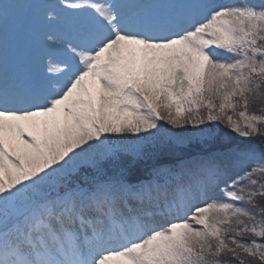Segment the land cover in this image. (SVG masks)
<instances>
[{"label": "snow or ice", "instance_id": "obj_1", "mask_svg": "<svg viewBox=\"0 0 264 264\" xmlns=\"http://www.w3.org/2000/svg\"><path fill=\"white\" fill-rule=\"evenodd\" d=\"M0 264H264V0H0Z\"/></svg>", "mask_w": 264, "mask_h": 264}, {"label": "rangeland", "instance_id": "obj_2", "mask_svg": "<svg viewBox=\"0 0 264 264\" xmlns=\"http://www.w3.org/2000/svg\"><path fill=\"white\" fill-rule=\"evenodd\" d=\"M218 126L221 127V126H223V125H218ZM110 138H111V139H120L119 136H115V135L111 136Z\"/></svg>", "mask_w": 264, "mask_h": 264}, {"label": "trees", "instance_id": "obj_3", "mask_svg": "<svg viewBox=\"0 0 264 264\" xmlns=\"http://www.w3.org/2000/svg\"><path fill=\"white\" fill-rule=\"evenodd\" d=\"M220 129H222V130H226V132L229 133V130H228L227 128H225L224 126H221Z\"/></svg>", "mask_w": 264, "mask_h": 264}]
</instances>
